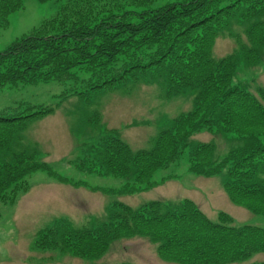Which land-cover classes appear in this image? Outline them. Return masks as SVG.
<instances>
[{"label": "trees", "instance_id": "1", "mask_svg": "<svg viewBox=\"0 0 264 264\" xmlns=\"http://www.w3.org/2000/svg\"><path fill=\"white\" fill-rule=\"evenodd\" d=\"M155 1L66 0L42 26L57 35L25 36L0 52V89L55 81L70 86L61 94L63 100L76 94L88 103L97 93L129 83L160 85L169 100L195 91L194 108L171 120L148 149L133 150L118 130L106 129L85 149L77 167L133 179L108 189L71 182L23 149L29 123L54 115L56 109L20 104L26 114L0 115V202L14 203L25 195L26 179L36 172L107 195L149 191L171 179L153 181L158 171L187 154L191 174L213 178L226 172L223 186L231 203L264 216V86L253 91L250 84L234 83L241 63H264V0H185L148 8ZM24 3L0 0V29L9 26L10 16ZM221 37L233 39L236 48L217 58L214 48ZM94 117V123L102 124L99 112ZM205 131L234 135L243 144L219 160L213 142L193 141ZM134 239L156 245L158 257L168 264H236L264 254V227L237 225L223 212L214 221L190 199L137 208L115 202L107 223L75 228L61 220L38 234L35 247L99 260L114 242Z\"/></svg>", "mask_w": 264, "mask_h": 264}, {"label": "rangeland", "instance_id": "2", "mask_svg": "<svg viewBox=\"0 0 264 264\" xmlns=\"http://www.w3.org/2000/svg\"><path fill=\"white\" fill-rule=\"evenodd\" d=\"M66 0L40 3L25 0L24 8L10 16L7 28L0 29V52L25 36L47 37L58 34L55 29H43ZM185 0H156L148 8L158 9L173 2ZM142 10V9H140ZM235 42L229 37L217 40L214 54L217 58L231 54ZM235 84L248 85L252 90L264 86V63L251 67L239 66ZM70 86L58 82L8 85L0 89V115H19L25 105H46L56 109L54 115L32 121L26 129L22 148L36 153L54 170L71 182L86 183L89 187L119 189L133 183L131 177H107L87 173L77 167L84 157L85 149L98 142L106 129L118 130L121 138L133 150L148 149L152 140L178 115L194 108L196 92L188 90L173 99L164 97L160 85L129 83L114 90L95 94L88 103L78 95L62 99L61 95ZM61 95V96H59ZM99 112L102 124L94 123V113ZM26 114V112H23ZM194 142H213L216 157L221 160L243 144L231 134L201 132L193 137ZM187 154L167 169L158 171L153 181L169 179L152 190L133 195H107L93 192L87 187L76 188L59 184L45 172H36L26 181L29 190L17 196L14 203L0 202V264H168L160 260L157 246L144 240H120L111 245L110 252L99 260H85L61 251H40L35 247L38 234L65 220L75 228L98 227L108 222L109 212L115 202L133 208L153 201L181 203L193 200L214 221L219 213L230 215L237 225L264 227V216L255 215L247 209L231 203L224 191L226 172L213 178L198 177L188 170ZM264 262V254L236 264Z\"/></svg>", "mask_w": 264, "mask_h": 264}]
</instances>
